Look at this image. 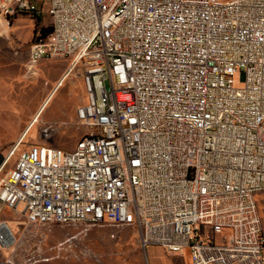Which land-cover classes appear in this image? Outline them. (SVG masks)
<instances>
[{
	"label": "built area",
	"instance_id": "1",
	"mask_svg": "<svg viewBox=\"0 0 264 264\" xmlns=\"http://www.w3.org/2000/svg\"><path fill=\"white\" fill-rule=\"evenodd\" d=\"M41 15L49 31L36 32L30 63L81 67L87 132L69 150L19 151L22 136L0 154L1 171L18 152L0 212L20 216L0 217V264L18 241L9 221L29 237L131 226L143 251L186 253L185 264H264V0H0L6 22ZM27 242L19 264L51 259Z\"/></svg>",
	"mask_w": 264,
	"mask_h": 264
},
{
	"label": "rangeland",
	"instance_id": "2",
	"mask_svg": "<svg viewBox=\"0 0 264 264\" xmlns=\"http://www.w3.org/2000/svg\"><path fill=\"white\" fill-rule=\"evenodd\" d=\"M29 19L31 18L20 16L14 20L10 19L6 22L4 18L0 16V33L6 35L11 33L13 29H16L19 33L18 44L30 47L31 43L36 40V32L41 28H49L50 18L46 15H41L39 16L38 24L36 21L37 18H33V20ZM58 83L59 86L61 82ZM45 87L46 85L42 80H37L35 82L25 79L20 83L21 91H38ZM48 114L49 107H46L39 119L36 120L37 122L33 129L23 137L22 143L18 147L19 151L24 149L30 143H52L57 145L62 142L63 125L58 123L59 117H55L53 119L54 121L45 122L43 117H47ZM82 127L84 128V133H86L87 128L85 126ZM20 135L18 137H20ZM6 149L7 145L0 149V154L5 153ZM17 154L18 152L9 158L7 163L1 169L0 175H3L7 169L13 166ZM255 199L257 201V210L261 220L262 232L264 234V192L255 195ZM0 217L7 219L20 218L17 213L6 208L1 210ZM9 224L14 232L17 231L16 236L19 241H17V244L14 245L13 249L3 251L4 256H6L1 260L3 263H5L6 260L12 264L24 263L26 259L31 257L30 252L32 250L27 241L34 240L35 245H39L40 248L35 259L39 260L44 256L51 257V259L46 262L39 260L34 264H50L53 262H56L57 264H130L121 255V252L118 251L120 248L124 247H119L117 244L121 242L120 239H127L131 244L137 241V233L131 226H89L88 229L84 231V224H56L48 228H39L35 233H32L33 236L29 237L28 233L30 232V229L28 227L24 225H16V223L10 221ZM112 234L113 237L111 236ZM67 239H69V241L65 242ZM217 240H221L219 236H217ZM155 247H157L158 252L155 253L154 264H159V262L156 261L157 259L162 260L160 264H185L187 258L186 253L183 257H180L166 254L161 247ZM9 257L11 258L10 260Z\"/></svg>",
	"mask_w": 264,
	"mask_h": 264
},
{
	"label": "crops",
	"instance_id": "3",
	"mask_svg": "<svg viewBox=\"0 0 264 264\" xmlns=\"http://www.w3.org/2000/svg\"><path fill=\"white\" fill-rule=\"evenodd\" d=\"M18 40L19 33L16 29L6 35L0 33V149L6 145L8 148L18 138L30 132L37 122L33 117L39 113V119L46 107H49V114L43 117L44 121H54L55 117H59L58 123L63 125L62 142L57 145L48 144L72 149L85 134L84 128L76 122V109L84 102L81 67H75L64 75L68 59L62 57L40 59L31 65L30 48L21 46ZM61 78V84L54 89ZM25 79L35 82L42 80L46 87L38 91H21L20 83ZM120 241L117 246L124 248L118 251L128 263L146 264V256L148 262L154 264L157 247L149 246L143 251L138 239L132 244L127 239ZM156 261L159 264L162 262L161 259Z\"/></svg>",
	"mask_w": 264,
	"mask_h": 264
},
{
	"label": "trees",
	"instance_id": "4",
	"mask_svg": "<svg viewBox=\"0 0 264 264\" xmlns=\"http://www.w3.org/2000/svg\"><path fill=\"white\" fill-rule=\"evenodd\" d=\"M37 24L39 23V17L37 16ZM49 31V28H41L40 32L42 33V35H44L45 33H47Z\"/></svg>",
	"mask_w": 264,
	"mask_h": 264
},
{
	"label": "bare ground",
	"instance_id": "5",
	"mask_svg": "<svg viewBox=\"0 0 264 264\" xmlns=\"http://www.w3.org/2000/svg\"><path fill=\"white\" fill-rule=\"evenodd\" d=\"M58 84L59 83H57L55 86H54V89L58 86ZM49 98V97H48ZM48 98H47V100H48ZM47 100L45 101V103L47 102ZM38 116H39V113H37L34 117H33V120H37L38 119ZM34 122V121H33ZM30 131H31V129H30ZM24 136V135H23ZM10 230H11V232L13 233V231H12V229H11V227H10Z\"/></svg>",
	"mask_w": 264,
	"mask_h": 264
}]
</instances>
